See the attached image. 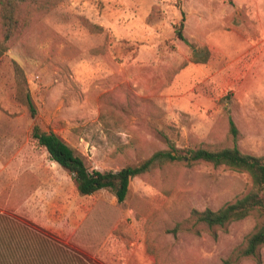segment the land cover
I'll use <instances>...</instances> for the list:
<instances>
[{
    "label": "rangeland",
    "instance_id": "obj_1",
    "mask_svg": "<svg viewBox=\"0 0 264 264\" xmlns=\"http://www.w3.org/2000/svg\"><path fill=\"white\" fill-rule=\"evenodd\" d=\"M16 17L7 39L0 17V214L33 222L84 258L66 264H264V245L260 263L235 254L255 217L216 237L184 221L245 194L246 172L165 163L131 178L117 203L107 189L80 194L32 136L34 125L52 130L89 169L116 171L168 143L180 154L230 147L231 116L239 149L263 154L264 0H24ZM180 23L195 53L177 37ZM206 51L205 62L192 61ZM177 223L190 229L173 234ZM6 230L0 223V264H20L9 249L24 244ZM35 247L27 252L46 258Z\"/></svg>",
    "mask_w": 264,
    "mask_h": 264
},
{
    "label": "trees",
    "instance_id": "obj_2",
    "mask_svg": "<svg viewBox=\"0 0 264 264\" xmlns=\"http://www.w3.org/2000/svg\"><path fill=\"white\" fill-rule=\"evenodd\" d=\"M23 2L24 0H0L1 29L6 39L18 27L19 21L16 14ZM57 2H50V6L55 5ZM182 28V23H180L175 31L177 37L190 45L195 53L197 48L185 39ZM207 58L208 52L202 58L193 57L192 61L205 62ZM16 68L20 77L24 79L22 70L17 65ZM25 97L28 109L34 115L36 109L28 92ZM228 124L233 137V143L230 147L215 150L203 147L187 148L185 154H180L172 143H168L167 148L154 151L138 164L126 165L116 171L89 169L81 155L76 153L70 145L52 130L45 131L38 125H34L32 136L39 145L46 149L52 161L73 175L76 189L80 194L90 195L100 189H107L113 193L117 203H122L125 200L131 178L149 172L165 163L180 161L186 165H191L203 161L215 166L223 165L236 171L246 172L250 177L251 187L245 194L224 203L217 209H192L184 221H191L194 225L204 224L209 229L210 234L216 237L218 229L226 231L232 222L248 216L255 217L257 222L254 228L243 238L236 248L235 254L237 260L243 257H251L257 263H260V249L264 245V153L254 155L242 152L237 145L239 131L231 116H228ZM118 217L117 215L111 220L108 219V223L110 222L112 226L118 220ZM0 223L7 227L6 235L8 239L12 242L20 239L22 245L24 244L23 248L18 246L17 249H13V247L9 249L11 260L20 264L21 262L24 264H47V261L50 263L60 260L66 264L68 261H82L84 259L79 256L80 254L77 253L78 251L75 248L52 238L47 230L31 221L10 214H0ZM181 229L187 230L190 228H182V224L177 223L171 232L176 234ZM35 245L40 246L37 251L42 252L46 258L38 255L34 257L32 253L27 252V247H35ZM50 250L52 251L50 252ZM222 264L237 263L234 259L227 258Z\"/></svg>",
    "mask_w": 264,
    "mask_h": 264
}]
</instances>
